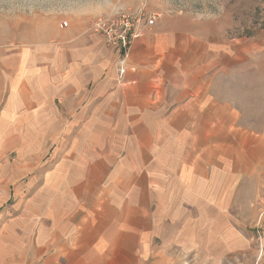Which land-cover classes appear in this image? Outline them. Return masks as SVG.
<instances>
[{"label":"rangeland","instance_id":"1","mask_svg":"<svg viewBox=\"0 0 264 264\" xmlns=\"http://www.w3.org/2000/svg\"><path fill=\"white\" fill-rule=\"evenodd\" d=\"M122 12L134 24L159 13L197 22V49L201 38L211 39L215 95L229 98L241 123L264 134V0H0V264L43 259L52 230L67 225L69 198L83 195L61 167L68 150L103 130L114 110L107 100L96 109L66 108L61 90L94 65L102 80H117L122 51L91 22ZM29 93L38 100L15 98ZM211 212L196 222L174 212L167 222L178 236L177 263L264 264V171L239 180L229 203Z\"/></svg>","mask_w":264,"mask_h":264},{"label":"crops","instance_id":"2","mask_svg":"<svg viewBox=\"0 0 264 264\" xmlns=\"http://www.w3.org/2000/svg\"><path fill=\"white\" fill-rule=\"evenodd\" d=\"M192 27L197 22L180 14L159 13L132 40L122 77L102 80L94 65L62 88L66 108L96 109L107 100L114 112L103 130L68 150L61 168L83 195L69 198L67 225L52 230V245L33 264H179L178 236L167 232L174 212L181 220L211 218L239 180L263 175L264 134L215 95L211 39L202 36L197 49ZM15 98L38 100L36 93Z\"/></svg>","mask_w":264,"mask_h":264},{"label":"built area","instance_id":"3","mask_svg":"<svg viewBox=\"0 0 264 264\" xmlns=\"http://www.w3.org/2000/svg\"><path fill=\"white\" fill-rule=\"evenodd\" d=\"M155 16L152 15L144 20L137 19L134 24L130 20V16L124 12L120 15L112 17H98L92 20L91 26L98 32L109 45L116 46L122 51V57L120 65L118 66V75L122 77L125 72L124 58L126 56L128 47L131 44L133 38L139 35L140 30L137 25L140 22L145 24H151L154 21Z\"/></svg>","mask_w":264,"mask_h":264}]
</instances>
